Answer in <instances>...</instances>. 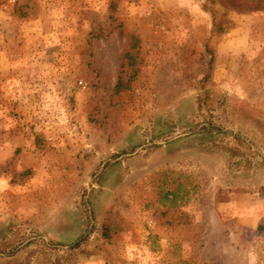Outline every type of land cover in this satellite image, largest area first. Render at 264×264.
Wrapping results in <instances>:
<instances>
[{
  "label": "rangeland",
  "instance_id": "rangeland-1",
  "mask_svg": "<svg viewBox=\"0 0 264 264\" xmlns=\"http://www.w3.org/2000/svg\"><path fill=\"white\" fill-rule=\"evenodd\" d=\"M0 264H264V10L0 0Z\"/></svg>",
  "mask_w": 264,
  "mask_h": 264
},
{
  "label": "trees",
  "instance_id": "trees-1",
  "mask_svg": "<svg viewBox=\"0 0 264 264\" xmlns=\"http://www.w3.org/2000/svg\"><path fill=\"white\" fill-rule=\"evenodd\" d=\"M221 3L238 13H250L264 10V0H220ZM124 84L117 82L115 92L122 91Z\"/></svg>",
  "mask_w": 264,
  "mask_h": 264
}]
</instances>
